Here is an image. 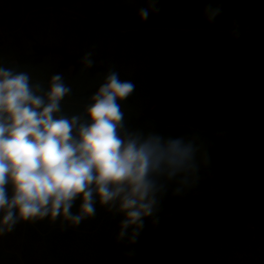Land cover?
Wrapping results in <instances>:
<instances>
[{
    "label": "rangeland",
    "instance_id": "1",
    "mask_svg": "<svg viewBox=\"0 0 264 264\" xmlns=\"http://www.w3.org/2000/svg\"><path fill=\"white\" fill-rule=\"evenodd\" d=\"M220 2L223 12L210 23L203 14L208 0H159V12H151L147 20L138 15L147 0H0V64L19 61L34 78L46 80L52 73L65 75L64 56L54 54L52 62L43 64L34 45L77 56L93 50L95 66L114 68L122 80L136 85L124 104L126 123L143 117L138 128L173 137L202 129L210 141V168L234 164L232 210L243 200L244 188L256 181V170L236 161L249 159L264 169V0ZM237 24L240 34L234 36ZM77 65L67 68L83 67ZM85 72L94 92L101 79ZM85 75L80 70L78 78ZM185 80L197 91L221 92L238 108L214 107L210 97L194 96L176 84ZM204 183L201 179L182 196H173L170 186L156 214L158 222L147 218L135 244L127 237L117 241L123 217L98 202L95 217L78 227L47 220L18 223L14 231L0 235V264H181L188 254L177 242L197 237L194 207L209 196L188 194ZM230 211L212 213L226 216ZM246 221L258 236L255 257L264 264V202ZM224 228L219 243L230 233ZM34 233L43 238L41 243L34 241Z\"/></svg>",
    "mask_w": 264,
    "mask_h": 264
},
{
    "label": "clouds",
    "instance_id": "2",
    "mask_svg": "<svg viewBox=\"0 0 264 264\" xmlns=\"http://www.w3.org/2000/svg\"><path fill=\"white\" fill-rule=\"evenodd\" d=\"M158 3L147 0L140 18L159 12ZM221 5L208 0L203 14L210 23L223 12ZM239 34L237 24L233 35ZM94 56L93 50L84 52L82 72L95 66ZM97 76L101 82L82 111L70 114L64 102L74 90L64 73L37 79L19 65L0 64V235L22 222L78 227L95 217L98 202L123 217L117 241L127 237L135 244L147 218L158 222L170 186L173 196H182L200 184L202 169L211 164L204 131L173 137L153 128L130 129L124 104L135 83L114 68Z\"/></svg>",
    "mask_w": 264,
    "mask_h": 264
},
{
    "label": "trees",
    "instance_id": "3",
    "mask_svg": "<svg viewBox=\"0 0 264 264\" xmlns=\"http://www.w3.org/2000/svg\"><path fill=\"white\" fill-rule=\"evenodd\" d=\"M35 55L39 57H45L48 55H54L60 53L64 56V64L63 68H66L70 63L78 64L77 67L82 65L80 63L81 56L77 55H68L61 49H53L46 46L34 45ZM28 57L22 59V61H27ZM91 73H99V72H107L105 68H99L94 66L90 69ZM176 84L180 85L184 89L188 90L194 96H205L210 97L214 102V107L223 108L227 110L234 111L238 106L234 105L232 101L226 99L222 96V93L217 91V95L211 91H197L193 88V86L185 81H177ZM148 115V112L146 113ZM143 117L138 119H131L126 125L130 129H137L139 124L141 123ZM237 163H245L251 165L256 174V181L253 182L245 191V196L243 200L237 204L226 216H215L213 215L210 207L204 205L202 209H200L197 213V222L199 228V233L194 240L187 241H178L177 243L182 246L188 254L189 259H196V264H208L209 263V251L212 242L214 239L221 235V230L224 227L230 229L229 237L230 239L236 243L241 239H250V235L237 233L235 228L238 225L245 223L246 220L252 215L254 208L259 203H263L264 201V169L261 164H256L255 162L249 159H240L236 161ZM234 164L225 165L218 164L215 167H208L206 169H202L201 177L205 179L206 177H216L223 176L228 178L233 171Z\"/></svg>",
    "mask_w": 264,
    "mask_h": 264
},
{
    "label": "crops",
    "instance_id": "4",
    "mask_svg": "<svg viewBox=\"0 0 264 264\" xmlns=\"http://www.w3.org/2000/svg\"><path fill=\"white\" fill-rule=\"evenodd\" d=\"M48 60H53L52 55H48L43 57L41 62L45 64V62ZM14 64L19 65L23 69V63L16 61ZM51 66L49 71H51ZM67 69L65 72V78L69 84L73 87L74 95L70 98H66L64 102V108L66 112L74 113L78 111H82L83 104L85 102V99L93 93L94 87L93 82L90 81L89 73H86L83 71L82 78H78L80 68L73 70L72 68H65ZM98 87V86H97ZM231 175V174H230ZM225 179L223 176H216V177H206L205 179H202L204 183V188L200 189L198 191H195L191 194H188L190 198H199L203 195H209L207 200H198L197 204L194 207V212L197 214L200 209H202V206L206 205L210 207L211 211H214L215 213H219L221 215H224V213H227L231 210L233 203L235 202L233 192L235 189L232 188V179L230 178ZM231 179V180H230ZM250 185H247L244 188V192ZM187 196V197H188ZM264 202V201H263ZM262 203V202H261ZM260 204V203H259ZM263 204V203H262ZM223 213V214H222ZM216 214L215 216L219 215ZM249 224L251 227L252 224L248 223V221H245V223L241 224L240 227L237 228L238 233L250 235V239L245 240H239L237 243H233L231 239L229 238V233H226L227 239H223V244L219 243L218 237L225 235V228H222L221 235L217 236L214 241L211 244L210 251H209V263L208 264H259L260 262L257 261L258 257H255L254 249L255 244L254 241L257 240L258 236L254 234L253 229L250 228L247 229V224ZM196 228L194 230V237L198 235L199 233V226L198 222L195 224ZM198 226V227H197ZM198 228V229H197ZM40 236V235H39ZM41 237V236H40ZM228 240V241H227ZM43 241V238H41V242ZM40 242V243H41ZM259 250V248L257 247ZM181 264H196V259H188L183 258L181 261Z\"/></svg>",
    "mask_w": 264,
    "mask_h": 264
},
{
    "label": "water",
    "instance_id": "5",
    "mask_svg": "<svg viewBox=\"0 0 264 264\" xmlns=\"http://www.w3.org/2000/svg\"><path fill=\"white\" fill-rule=\"evenodd\" d=\"M33 238L35 242H41V237L39 236L38 233H34L33 234Z\"/></svg>",
    "mask_w": 264,
    "mask_h": 264
},
{
    "label": "built area",
    "instance_id": "6",
    "mask_svg": "<svg viewBox=\"0 0 264 264\" xmlns=\"http://www.w3.org/2000/svg\"><path fill=\"white\" fill-rule=\"evenodd\" d=\"M0 40H1V38H0Z\"/></svg>",
    "mask_w": 264,
    "mask_h": 264
}]
</instances>
